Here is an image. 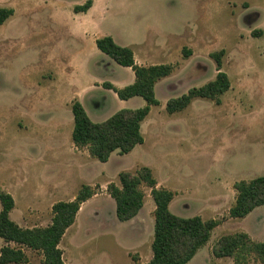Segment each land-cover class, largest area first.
<instances>
[{
    "label": "rangeland",
    "instance_id": "rangeland-1",
    "mask_svg": "<svg viewBox=\"0 0 264 264\" xmlns=\"http://www.w3.org/2000/svg\"><path fill=\"white\" fill-rule=\"evenodd\" d=\"M86 1L0 0L1 7L15 10L0 25V191L14 197L11 218L22 227L47 226L54 203L73 200L90 184L97 194L60 242L65 263L132 264L131 256H146L149 249L153 254L151 188L143 185L144 234L136 248L137 241L122 234V222L113 220L116 203L107 186L119 183L121 171L148 166L159 186L176 193L170 205L174 214L220 221L212 243L245 230L262 238L264 205L245 218L230 217L229 209L237 181L264 175V0H93L110 9L93 14L94 28L114 34L122 46L145 49V56L137 51L140 60L174 67L157 86L160 104L151 106L142 124L144 142L127 154L114 151L107 162L90 158L87 147L74 148L73 100L81 99L94 122L147 102L141 96L125 102L104 87L106 81L124 87L135 75L98 50L91 37L73 33L74 7ZM93 27L85 29L91 34ZM145 40L146 45H134ZM221 50L222 70L232 84L220 103L195 98L168 113L170 98L215 78L212 53ZM47 55L71 56L78 64L61 73L45 61ZM94 80L102 82L92 86ZM76 152L89 162L69 163ZM29 254L33 261L41 257ZM257 260L249 255L246 264Z\"/></svg>",
    "mask_w": 264,
    "mask_h": 264
},
{
    "label": "trees",
    "instance_id": "trees-1",
    "mask_svg": "<svg viewBox=\"0 0 264 264\" xmlns=\"http://www.w3.org/2000/svg\"><path fill=\"white\" fill-rule=\"evenodd\" d=\"M91 6L92 0H87L84 4L76 5L74 12H87ZM14 12L13 8L0 6V25ZM261 32L253 31V34ZM96 46L119 65L130 67L135 75L134 82L124 87H116L109 82L104 83V87L113 90L121 100L141 96L147 102L143 107L122 108L106 120L94 122L83 104L78 99L73 100L74 128L71 137L74 145L77 148L87 147L93 158L107 162L114 151L127 154L144 142L142 124L151 106L160 104L155 86L159 80L171 75L174 67L165 63L140 65L136 62L133 49L118 44L110 35L97 38ZM223 54L224 50L212 53L218 70L215 78L202 86L190 88L178 97L170 98L166 104L168 113L185 109L195 98H207L220 103V96L232 84L229 75L222 70ZM143 185L151 188L156 205L153 257L147 264H186L209 241L220 221H205L199 215L181 217L174 214L170 204L176 193L159 186L153 170L148 166H141L136 172L121 171L119 183L108 184L107 192L115 200L120 221L132 219L143 207L146 194ZM234 188L237 196L229 209L230 217L245 218L256 207L264 205V175L239 180ZM95 194V187L83 184L73 200H60L53 204V217L49 225L22 227L11 218L15 207L14 197L9 192L0 191V238L7 242L0 249V264L29 263L27 249L40 252L42 264H65L60 242L67 229L75 223L81 205ZM10 242L15 245H10ZM212 252L216 257H233L234 264H246L252 254L264 262V241L252 240L245 232L223 235L213 246Z\"/></svg>",
    "mask_w": 264,
    "mask_h": 264
},
{
    "label": "crops",
    "instance_id": "crops-1",
    "mask_svg": "<svg viewBox=\"0 0 264 264\" xmlns=\"http://www.w3.org/2000/svg\"><path fill=\"white\" fill-rule=\"evenodd\" d=\"M101 4L102 3L100 1L96 3V1H93L92 0V6L88 9L87 12H79V13H75L74 12V16H76V19L72 16L73 17V20L72 21H73V25H74L73 33L76 32L75 34H83L84 37L87 38V39L89 37H91L92 38V41H94L95 43H96V39L97 38L102 37V36H106V35H110V36L113 37V39L118 44H120L119 41H118L117 36H115L114 34L109 33V32H105V31H101L99 28H94L93 27V26H95L94 25V21H93V19H94L93 18V14L94 13H96L97 11H99V9H101L100 11H102V14H106V13H108L110 11V9L107 7L106 3H104L102 5ZM89 26L90 27L92 26L94 28V30H93L94 33L89 34V32L86 31L85 28L86 27H89ZM263 33H264V31H263ZM141 44L142 45L143 44L146 45L147 44V40H145L142 43H134V45H136L137 47H139ZM143 50L145 51V49H134L133 50L134 51V54H135L136 62L138 64L144 65V66L153 65V64H160V63H156V62H154V61H152L150 59H149L150 60L149 61V60H147L148 58H144L145 55L143 54ZM164 50L165 49H162V51H164ZM137 51L142 52V54L144 55V56H142L141 60H140V58L138 59V56H137V53L138 52ZM45 61L47 63L54 64V68H52V69L53 70H56V71H59L61 73H62L63 70H67V69L74 70L75 69V66L78 64V62L76 61V59L74 57H71V56L69 58H67V59H62L61 58V60H60L57 57L52 56V58H50V56L47 55ZM161 80H159L157 82L156 86H155L156 95H157V86H158V84H159V82ZM129 81H132V75L130 76ZM101 82H102L101 80L100 81L94 80V81H91V85L92 86H96L97 85V87H98L99 86L98 84H100ZM106 82H109V83L113 84L116 87H121L115 81H106ZM133 98L134 97H132L130 99H127V100H124V101L127 102L129 100H132ZM76 99H78V97ZM78 100L83 104V102L81 101V99H78ZM73 146H74V148L76 150H78V148L74 145V143H73ZM88 154H89L90 158H93L90 155L89 151H88ZM79 157H80L79 153L76 152V153H74L72 155L73 160L72 161H68V162L69 163L71 162L72 164H75V165L77 164V166H82V165H84V164H86V163L89 162L87 160L85 162L83 160L81 161L79 159ZM84 203L81 205L80 210L83 208ZM144 207H145V204L140 209V211L138 212V214L135 217H133L130 220L121 221L122 222V225H119V226H122L121 227L122 228V234L124 233V235L126 237H129V238L134 239L135 241H137L138 244L135 246L136 248H139L140 247V245H141L140 239L142 237V234H144V226H143V223H142V217H143V214H144V212H143ZM155 207H156V205H154L152 203V211L153 212L155 210ZM80 210H79L78 214L80 213ZM78 214H77V217H78ZM115 216H116V218H118L117 217V214H116V210H115V214H113V220H115L114 219ZM76 220H77V218H76ZM75 223H76V221H75ZM245 232L251 237L252 240H255V241H264L263 240L264 239V231H263L262 236H261L262 238H259L255 232H251V231H248V230H245ZM122 234H120V236H122ZM259 239H262V240H259ZM217 240H216V242H217ZM216 242L212 243L211 241H208L203 247H201L197 251V253L194 255V257L189 262H187L186 264H234L233 257H230V256L216 257V256H214V254L212 252V249H213V246L215 245ZM6 244H7V242H5L2 238H0V249H1V247L3 245H6ZM10 245L14 246L15 243L10 242ZM31 251H35V250H31V249H27L26 250V253H27L28 257H29V263H27V264H42L41 263L42 254L40 253V256L41 257H40L39 260L33 261L31 259V257H30V254H29V252H31ZM127 251H128V254H129V250H127ZM35 252H37V251H35ZM64 253H63V255H64ZM129 256H131V255L129 254ZM152 257H153V254L150 253V249H149V252L147 253L146 256H144L142 254H140L139 256H137L135 258L131 256V262H132V264H147L152 259ZM64 262H65V260H64ZM256 263L257 264H264V262H261L259 260H257ZM11 264H15V263H11Z\"/></svg>",
    "mask_w": 264,
    "mask_h": 264
}]
</instances>
